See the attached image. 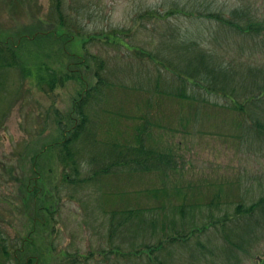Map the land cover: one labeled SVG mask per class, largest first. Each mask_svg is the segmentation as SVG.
<instances>
[{
  "label": "rangeland",
  "instance_id": "374dc122",
  "mask_svg": "<svg viewBox=\"0 0 264 264\" xmlns=\"http://www.w3.org/2000/svg\"><path fill=\"white\" fill-rule=\"evenodd\" d=\"M59 11L60 20L53 0H0V37L43 35L54 25L71 35L68 47L82 59L71 67L87 88L96 86L85 103L95 139L79 152L82 181L63 177L72 167L58 162L57 147L38 158L54 210L31 230L42 255L37 264H68L73 256L75 264H260L264 0H61ZM249 21L260 29L246 30ZM58 46L41 36L38 48L51 53L38 50L35 61L65 69ZM186 69L195 75H182ZM33 76L0 67V236L9 247L29 235L31 203L18 188L30 157L59 136L57 121L66 123L80 87L72 78L48 90ZM141 136L146 146L170 152L174 166L92 173L98 163L88 158L98 153L102 163L104 141L134 145ZM157 205L174 221L169 232L181 231L161 249L134 252L144 236L137 227L124 233L119 225L110 234L120 210Z\"/></svg>",
  "mask_w": 264,
  "mask_h": 264
},
{
  "label": "trees",
  "instance_id": "16d2710c",
  "mask_svg": "<svg viewBox=\"0 0 264 264\" xmlns=\"http://www.w3.org/2000/svg\"><path fill=\"white\" fill-rule=\"evenodd\" d=\"M60 4L61 0H53V6L55 11L61 17L60 13ZM225 23L230 26H240L238 23L233 22L231 19H222ZM249 21L246 24V30H252L255 27L254 23ZM257 30L260 27H255ZM47 33V34H46ZM38 33L37 30L20 35L17 39H14L9 34L3 35L0 37V67L2 66H17L19 67L22 74L32 76L34 75L35 84L38 86L47 84L48 90H53V88L59 84L64 85L67 80L75 79L78 84L77 96L73 99L72 108L67 112L66 123H63L62 120H58V126L56 127L59 136L53 138L51 141L43 144L42 148L38 151H35V154H32L30 157L31 166L30 172L27 174L24 181H21L18 191L20 192L21 199L25 203H31L30 210L28 211V219H30V228L28 230L29 235L20 237V241H16L11 244L9 247L7 239L5 236H0V254H3V257L0 256V264H37L38 260L41 259L42 255L38 249H35V241L31 237V231L35 228L36 223H43L40 220V217H43L45 214H50L53 212L54 208H50V204L46 201L50 200V195L48 194L49 190L46 187L44 180L42 179V172L38 171L36 168L38 158L43 154L47 149L57 147L58 151V162H65L64 165L70 163L72 167V175L69 173V176L63 174V177L66 180L71 182L82 181L79 179V174L81 170V158L79 157V152L85 148V139H88V143H93L92 139H95L91 135L93 134L90 130H87V121L88 113L86 110V100L90 97L92 87L88 86L87 78L79 72L74 70L73 62L79 63L82 61L79 54L75 50H71L68 47V43L71 41V35L64 33L53 25V28L47 32ZM52 36V39L59 44L57 47L58 58L61 63L65 65V69L57 70L54 67L47 64L46 61L39 62L35 61L38 58L39 51L40 55L48 57L51 53L50 51H45L44 47L38 48V40L42 37ZM32 44L35 48L29 47ZM23 47L27 50V55H23ZM43 52H42V51ZM23 57H25L29 62L28 65L25 63ZM40 63V64H38ZM99 66L102 65V61H99ZM188 73H181L182 75H195L192 74L188 69ZM100 69L95 70V75H99ZM189 78V76H185ZM191 79V78H189ZM2 81L0 79V85ZM40 88H43L40 86ZM179 94L184 95V92H179ZM147 120L144 122L146 126ZM90 134V136H89ZM103 148L100 152L102 156V163L97 159L96 155L98 153L92 152L88 158V164L91 162L98 163L97 168L93 170L94 173L100 171H109L119 167H134L138 169H154L162 172H166L167 168L173 167V158L172 154L167 151H163L157 148L146 146L143 141V136L140 137L137 144H128L123 142H118L115 140L104 141ZM104 160H107L104 162ZM63 178V179H64ZM253 207V204L250 205V210ZM166 206L157 205L149 207H140L138 209L124 208L118 213L120 214L121 219L118 220V223H110V234L113 230L115 231L119 225H122L124 233L127 229L135 230L137 227L143 233V239L138 244V246H133V251L136 250L142 251L147 250L152 252L153 250L161 249L163 247L162 242L167 239L169 242L173 234L181 235L179 229L175 228L174 232H169L167 227H170L171 223H174L173 219H169L171 216L165 210ZM180 211L184 210L183 206L179 207ZM45 219V218H44ZM47 219V218H46ZM37 221V222H36ZM168 222V224H166ZM160 223L161 226L157 229V224ZM161 233L159 236L157 234ZM183 235V234H182ZM148 236V238H145ZM156 236L155 241H151V237ZM79 262L77 256H73L72 259H69L68 264H75ZM161 261H159L160 263ZM40 264V263H39Z\"/></svg>",
  "mask_w": 264,
  "mask_h": 264
},
{
  "label": "water",
  "instance_id": "95a60500",
  "mask_svg": "<svg viewBox=\"0 0 264 264\" xmlns=\"http://www.w3.org/2000/svg\"><path fill=\"white\" fill-rule=\"evenodd\" d=\"M260 264H264V259H262V260L260 261Z\"/></svg>",
  "mask_w": 264,
  "mask_h": 264
}]
</instances>
